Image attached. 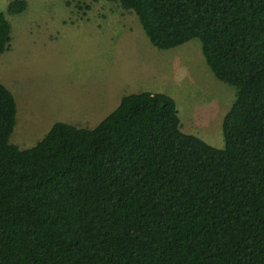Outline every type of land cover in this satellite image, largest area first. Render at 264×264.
<instances>
[{
    "label": "trees",
    "instance_id": "obj_1",
    "mask_svg": "<svg viewBox=\"0 0 264 264\" xmlns=\"http://www.w3.org/2000/svg\"><path fill=\"white\" fill-rule=\"evenodd\" d=\"M115 1L159 50L201 41L237 89L225 146L184 133L176 101L144 92L94 129L57 122L22 150L0 82V264H264V0ZM11 42L0 11V55Z\"/></svg>",
    "mask_w": 264,
    "mask_h": 264
},
{
    "label": "rangeland",
    "instance_id": "obj_2",
    "mask_svg": "<svg viewBox=\"0 0 264 264\" xmlns=\"http://www.w3.org/2000/svg\"><path fill=\"white\" fill-rule=\"evenodd\" d=\"M25 1V12L11 15V0H0L12 26L0 82L20 106L12 144L32 148L56 122L96 112L101 120L122 97L150 92L176 101L184 133L224 148L223 122L237 89L213 75L199 39L159 50L115 0Z\"/></svg>",
    "mask_w": 264,
    "mask_h": 264
},
{
    "label": "crops",
    "instance_id": "obj_3",
    "mask_svg": "<svg viewBox=\"0 0 264 264\" xmlns=\"http://www.w3.org/2000/svg\"><path fill=\"white\" fill-rule=\"evenodd\" d=\"M11 48V47H10ZM10 50V49H9ZM122 99H123V97H122ZM122 99H121V101H122ZM16 100V103H17V99H15ZM121 103V102H120ZM17 108H18V111H19V108H20V106H19V102L17 103ZM119 107V106H118ZM117 107V108H118ZM99 110H100V108H99ZM98 110V111H99ZM98 113L99 112H96V113H92L91 115H89L88 117H85V118H80V119H78V120H70V119H68V120H66V121H64V122H62V123H67V124H71V125H74V126H77V127H79V128H85L84 126H86V125H99L103 120H105L109 115H107V117H105L104 119H101V120H98ZM57 123V122H56ZM53 127V126H52ZM94 128H96V127H93V128H91V129H94ZM90 129V128H89ZM50 131V130H49ZM48 131V132H49Z\"/></svg>",
    "mask_w": 264,
    "mask_h": 264
}]
</instances>
